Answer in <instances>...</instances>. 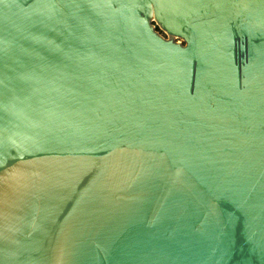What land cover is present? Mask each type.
<instances>
[{"label": "water", "instance_id": "95a60500", "mask_svg": "<svg viewBox=\"0 0 264 264\" xmlns=\"http://www.w3.org/2000/svg\"><path fill=\"white\" fill-rule=\"evenodd\" d=\"M0 264H264V0H0Z\"/></svg>", "mask_w": 264, "mask_h": 264}, {"label": "rangeland", "instance_id": "374dc122", "mask_svg": "<svg viewBox=\"0 0 264 264\" xmlns=\"http://www.w3.org/2000/svg\"><path fill=\"white\" fill-rule=\"evenodd\" d=\"M160 32L162 33V35L167 36L163 31H160Z\"/></svg>", "mask_w": 264, "mask_h": 264}]
</instances>
